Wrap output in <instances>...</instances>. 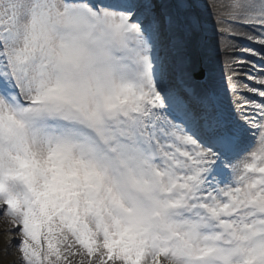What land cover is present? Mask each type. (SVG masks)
I'll return each instance as SVG.
<instances>
[{
    "label": "snow or ice",
    "instance_id": "snow-or-ice-1",
    "mask_svg": "<svg viewBox=\"0 0 264 264\" xmlns=\"http://www.w3.org/2000/svg\"><path fill=\"white\" fill-rule=\"evenodd\" d=\"M191 7L0 0V214L21 264H264V0L213 3L260 46L235 107Z\"/></svg>",
    "mask_w": 264,
    "mask_h": 264
},
{
    "label": "bare ground",
    "instance_id": "bare-ground-1",
    "mask_svg": "<svg viewBox=\"0 0 264 264\" xmlns=\"http://www.w3.org/2000/svg\"><path fill=\"white\" fill-rule=\"evenodd\" d=\"M217 0H215L216 2ZM225 4L228 3V0H223ZM208 4L210 5L209 1ZM196 9V8H195ZM205 13H208V11H205ZM188 14H191L190 12ZM192 14H197L196 16L200 18L201 22L203 21V16L200 14V11L196 9ZM215 17V15H214ZM223 20V22H222ZM216 34H218L217 37H214L213 35H208L206 40L211 45L212 50V58H213V64L214 69L217 77V82L220 86V88L223 90V92L226 95L227 101L230 104V106L235 107L236 103L238 102L240 105H246L247 101L251 98H253L254 94L249 93L245 89V85L255 86L254 82L250 79H248V76L243 77L245 80V84L238 80L236 75V70H240L242 61L241 58L247 57V59H258L256 57H251L249 53H244L243 56H240V54L236 53V50L239 49V45L234 43L233 40H231L230 37H234L232 34L234 31L241 29L242 26L239 25L236 22H230L228 18L221 17V23L219 25H215L214 28ZM242 38V37H241ZM244 43H247L249 47H260L259 45H255L252 42L242 39ZM245 56V57H244ZM235 73V75H233ZM229 76H232L234 80L238 81V87L236 90V94L234 95L229 89ZM256 100H261L264 98L261 97H255ZM240 112H245V114L251 115L252 110L250 108L245 109L241 108ZM239 114V113H238ZM69 259H72L71 257ZM79 259V258H77ZM73 264H76V260H73Z\"/></svg>",
    "mask_w": 264,
    "mask_h": 264
},
{
    "label": "rangeland",
    "instance_id": "rangeland-1",
    "mask_svg": "<svg viewBox=\"0 0 264 264\" xmlns=\"http://www.w3.org/2000/svg\"><path fill=\"white\" fill-rule=\"evenodd\" d=\"M194 7L200 11V14L203 16L202 24L204 26V36L205 39L208 37V35H213L214 37H217L218 34H216L214 26L219 25L221 23L217 20L216 15V8L213 7V3H215L217 6H223L226 5L223 0H191ZM208 1L210 5L208 4ZM205 11H208V13H205ZM215 15V17H214ZM223 22V20H222ZM231 40L234 41L237 45H239V51L236 50V53L243 56L245 51H243V48L249 47L247 44H244V42H241L239 39L241 37L238 36H232L230 37ZM239 38V39H238ZM245 57V56H244ZM241 61L247 60V57L241 58ZM251 71V65L246 63H241L240 70H236V75L239 81L245 84V80H243L245 76H248L246 73ZM9 228L10 224L7 221V218L4 217L2 214H0V264H21L20 262V253L14 246L9 245V241H12L13 244L15 242L19 241L20 237L18 234L10 235L9 234Z\"/></svg>",
    "mask_w": 264,
    "mask_h": 264
}]
</instances>
